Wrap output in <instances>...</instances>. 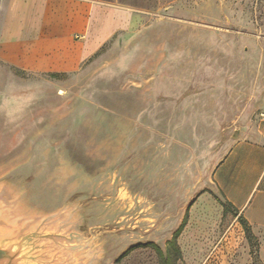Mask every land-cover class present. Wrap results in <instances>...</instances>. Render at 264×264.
<instances>
[{"label":"rangeland","instance_id":"374dc122","mask_svg":"<svg viewBox=\"0 0 264 264\" xmlns=\"http://www.w3.org/2000/svg\"><path fill=\"white\" fill-rule=\"evenodd\" d=\"M94 1L128 19L70 70L0 45L1 210L67 264H264L214 179L264 118V0Z\"/></svg>","mask_w":264,"mask_h":264},{"label":"crops","instance_id":"0c3cea01","mask_svg":"<svg viewBox=\"0 0 264 264\" xmlns=\"http://www.w3.org/2000/svg\"><path fill=\"white\" fill-rule=\"evenodd\" d=\"M124 12L94 0H2L0 45L6 59L18 66L67 71L124 26L128 19ZM257 132L229 149L214 179L220 195L216 200L230 201L238 210L237 218L241 215L248 221L264 260V118Z\"/></svg>","mask_w":264,"mask_h":264},{"label":"water","instance_id":"95a60500","mask_svg":"<svg viewBox=\"0 0 264 264\" xmlns=\"http://www.w3.org/2000/svg\"><path fill=\"white\" fill-rule=\"evenodd\" d=\"M33 223V222H32ZM12 220L0 205V264H67L59 233Z\"/></svg>","mask_w":264,"mask_h":264},{"label":"trees","instance_id":"16d2710c","mask_svg":"<svg viewBox=\"0 0 264 264\" xmlns=\"http://www.w3.org/2000/svg\"><path fill=\"white\" fill-rule=\"evenodd\" d=\"M219 202L222 204L224 211H231L234 212L235 214H237L238 210L237 208L228 200H223V199H218ZM239 221L241 222V224L243 225V228L245 230L246 233V237L248 239V242L250 244L251 249L253 250V255H255V257L258 258V252H259V241L257 239V237L254 235L250 224L248 223V221L243 217V216H239ZM187 223V214L185 216V218L183 219L182 224L180 225V227L177 229V231L175 232L173 238L170 241V244L176 249L177 253L180 255L181 254V249L178 245V241L177 238L180 235V233L182 232V230L184 229L185 225ZM160 253L162 254V250L159 249ZM165 264H171L169 258L165 257Z\"/></svg>","mask_w":264,"mask_h":264},{"label":"built area","instance_id":"2783aa9c","mask_svg":"<svg viewBox=\"0 0 264 264\" xmlns=\"http://www.w3.org/2000/svg\"><path fill=\"white\" fill-rule=\"evenodd\" d=\"M2 0H0V8H1Z\"/></svg>","mask_w":264,"mask_h":264}]
</instances>
